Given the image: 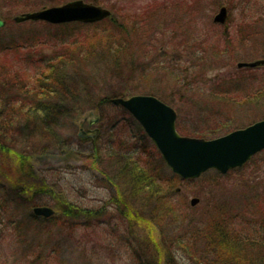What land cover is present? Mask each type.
Instances as JSON below:
<instances>
[{
  "label": "rangeland",
  "instance_id": "obj_1",
  "mask_svg": "<svg viewBox=\"0 0 264 264\" xmlns=\"http://www.w3.org/2000/svg\"><path fill=\"white\" fill-rule=\"evenodd\" d=\"M74 1H84L112 12V18L102 22V26L80 29L76 31L78 36L86 37L103 32L115 35L120 30L113 26L120 24L131 31L130 33L126 29L125 35L130 44L129 52L136 58V66L134 64L132 72L125 70L124 88L127 93L136 86L148 88L150 91V95L134 93L132 96L147 94L154 96L153 93H156L165 96V100L170 97L173 109L178 115V127L186 128V131L203 132L201 124L204 121H219V115L223 118L230 117L233 114L232 108L235 118H242V121L255 119L252 125L264 120V101L255 104L258 105V109H255L254 104L243 108L238 104L230 105L231 101L235 103L236 98V102L243 103V95L249 93L253 96L257 94L256 98L264 99V66L255 69L238 67L241 63L254 64L264 60V0H1L0 15L7 25L0 29L2 30L0 42L14 41L25 45L34 37L33 43L38 45L41 42L42 45L38 46L40 48L43 46L40 54L49 57L57 51L55 47L60 43L58 39L60 35L72 30L64 31L59 28L60 26L41 22L19 24L15 22V18L64 6ZM221 7L230 10V18L225 26L214 23V18ZM249 33L252 34L250 44L242 43L243 38ZM149 43L151 45L149 47H157L156 54H148L149 57L143 60L140 55H146ZM197 53L205 58V63L201 64L203 73L199 72L201 74L199 80L204 88L202 95L191 90L181 91L178 85L175 87L176 90H172L170 88L173 85L172 77L190 83L198 80L197 75L192 72L190 76L184 69L198 62L194 59ZM24 54L25 52L22 55ZM13 55L15 54H7L10 57L1 55V64L9 66V70H20L26 76L25 79H32L41 72V69L31 66L25 57L17 61V57L14 59ZM155 57L157 58L154 59ZM152 62L153 69L147 72L149 77L142 78L144 74L142 67L139 66L141 63ZM167 69L172 76L166 73ZM224 85L230 88L229 91ZM225 89L231 93L229 107L226 108L225 103H216V100L210 101L213 92ZM103 116L106 118L105 123L90 126V123L100 119L101 114L95 110L88 112L79 121V132L83 129L88 139L101 127L103 136L99 141V147L113 152L118 148L117 144L120 141H114L112 144V140L120 135L121 129L124 134V140L121 142L128 156L134 162H138L143 170L149 172L152 169L151 176L155 177L156 174L161 175L163 172L168 176L163 163L159 165L161 160L152 149V143L145 140L135 129L130 115L124 116L121 110L108 108L105 109ZM208 116V120H200ZM121 118L123 121H120L119 129H108L113 123L112 119ZM85 149H87L85 154L80 152L85 151L83 148H78L79 151H74L72 156L63 155L48 164H43L41 159H37L31 165L37 177L54 187V193L36 196V202L41 200L52 202L56 195L62 192L61 196L63 195L76 209L91 212L93 213L91 217L98 219L91 220L89 225L96 222L99 226L83 227L81 218L80 221L74 222L73 228L63 220L59 221L57 218L62 219V216L57 212L56 216L51 218L53 220L49 219L51 221L35 218L34 206L29 202L33 195L24 193H20L21 197L10 195L8 194L11 192L10 188L1 186L3 189H0V200L5 203L0 205V264L127 263L124 255L113 254L109 249L113 232L119 234L122 226L118 220L119 209L115 206L116 191L103 183L100 170L95 169L94 163L87 159L91 149L89 146ZM9 153L10 156L1 163L15 169V157L13 152ZM113 162L110 158L104 162L103 167L116 181V178L119 180V175ZM0 179L3 177L0 176ZM20 180L27 182L29 177L21 172ZM20 189L24 192L22 188ZM37 191L42 190L38 188ZM194 198L199 199L200 203L192 207L190 203ZM170 199L173 207L179 213L185 214L180 217L192 218L198 223L211 215L217 218L231 217L234 219L230 220L234 226L235 223L237 226L245 225L254 219L264 220V154L243 169L230 172L220 179L212 171L202 179L180 182L176 184ZM137 204L148 208L151 205L146 204L144 200ZM181 263L187 264L183 259Z\"/></svg>",
  "mask_w": 264,
  "mask_h": 264
},
{
  "label": "trees",
  "instance_id": "obj_2",
  "mask_svg": "<svg viewBox=\"0 0 264 264\" xmlns=\"http://www.w3.org/2000/svg\"><path fill=\"white\" fill-rule=\"evenodd\" d=\"M102 24L60 26L62 30H72V32L60 35L58 38L60 43L55 47L57 51L49 57L40 54L43 46L41 48L38 46L42 45L41 42L38 45L33 43L34 37L25 45L14 41H9V44L0 42V56L10 57L7 54L13 53L17 61L25 57L31 66L41 69L36 77L25 79L26 76L20 70H9V66L0 62V176L3 177L0 179V189H3L1 186L10 188L11 192L8 194L14 196L21 197L20 193L33 195L29 202L34 207H52L62 216V219L59 217L57 219L63 220L73 228L74 222L80 221L81 218L83 219L81 226L97 227L99 225L96 222L94 225H89L91 220L98 221L97 218L91 217L93 213L76 209L63 195L61 196L62 192L58 193L59 195L57 194L52 202L43 200L36 202V196L54 193V187L37 177L31 166L37 159H41L43 164H48L63 155L72 156L78 148H83L85 151L80 152L85 154L87 151L85 148L89 146L91 150L87 159L94 163L95 169L100 170L103 183L116 191L113 192L115 206L119 209L118 220L122 226L119 234L113 232V239L109 242V249L113 254L124 255L129 264H182V259L187 264H264V220L254 219L253 222L245 225L237 226L235 223L234 226L233 221H230L234 220L231 217L205 216V220L201 223L193 221L192 218L183 219L180 216L185 214L179 213L170 199L176 184L183 181L171 173L153 145L152 149L161 160L159 165L163 163L168 176L163 172L153 177L150 172L152 169L147 172L138 162H134L121 142L124 140L121 129L120 135L112 140V144L114 141H120L117 144L118 148L113 152L99 147V141L103 136L101 127H99L101 134L95 140L80 138L79 121L88 112L98 111L101 114L99 125H102L106 119L103 116L105 109H119L124 116H129L124 109L115 107L112 100L132 97L131 94L134 93L150 95L148 88L142 86L130 88L129 93L124 88L125 70L132 72L134 64L136 66V58L129 52L130 44L125 35L127 28L124 25L113 26L120 30L115 35L108 32L86 37L77 35L76 31L80 29H89ZM128 31L131 33L130 30ZM130 33H128L129 37H131ZM141 42L138 43L139 46ZM45 44L47 43H43ZM131 46L133 49L132 42ZM149 46L150 43L146 55H140L143 60L149 57L148 54H156L157 47ZM24 52L25 54L22 55ZM194 59L198 62L184 69L190 76L192 72L197 75L198 80L190 83L172 77L173 85L170 87L172 90H176L175 87L178 85L181 91L191 90L202 95L204 88L199 80L201 75L199 72L203 73L201 64L205 63V58L197 53ZM153 62L141 63L139 67H142L144 74L142 78L149 77L147 72L153 69ZM166 73L173 75L168 69ZM229 89L228 87L227 90ZM227 90L213 92L210 101L216 100V103H225L226 108L229 107L228 104L232 99L229 96L231 93L229 94ZM153 95L173 107L170 97H166L165 100L163 95L156 93ZM256 97L257 94L255 96L251 93L244 94L243 103L236 102V98L235 103L231 101L230 105L238 104L243 108L264 101ZM257 107L258 105L255 109H258ZM232 109L233 114L230 117L223 118L219 115V121H204L201 124L203 132L186 131V128L178 127L179 124L177 129L187 137L212 140L252 125L255 121V119L242 121V118H235ZM130 118L135 129L145 140H148L140 126L132 117ZM202 119L208 120L209 116L200 118ZM121 120L123 121L122 118L112 119L113 123L108 129H119ZM187 123H185L186 127ZM10 151L15 157V169L1 163L10 156ZM110 158L114 161L113 165L118 171L119 180L116 178L115 181L103 167L104 162ZM162 169L164 170L163 167ZM21 172L29 177L27 182L20 180ZM214 173L218 179L221 178L220 174ZM20 188L24 192H21ZM38 188L42 191L38 192ZM143 200L146 204H151L150 208L137 204ZM2 203L5 202L0 200V205Z\"/></svg>",
  "mask_w": 264,
  "mask_h": 264
},
{
  "label": "water",
  "instance_id": "obj_3",
  "mask_svg": "<svg viewBox=\"0 0 264 264\" xmlns=\"http://www.w3.org/2000/svg\"><path fill=\"white\" fill-rule=\"evenodd\" d=\"M112 13L84 1L70 2L39 12L16 17V23L35 22L50 25L70 23L95 24L110 19ZM228 9L221 8L214 23L225 25ZM7 23L0 16V29ZM259 64H240L239 68H256ZM112 104L127 110L141 125L146 135L161 154L165 164L183 181H195L210 171L227 175L241 169L255 156L264 152V120L234 131L226 136L205 140L181 136L177 131L178 115L175 110L150 96H135L130 99H114ZM200 203L192 199L191 206ZM35 217L50 219L55 211L49 207H37Z\"/></svg>",
  "mask_w": 264,
  "mask_h": 264
},
{
  "label": "flooded vegetation",
  "instance_id": "obj_4",
  "mask_svg": "<svg viewBox=\"0 0 264 264\" xmlns=\"http://www.w3.org/2000/svg\"><path fill=\"white\" fill-rule=\"evenodd\" d=\"M228 10H229V9H228ZM229 16H230V10H229V14H228V19H227V21H228L229 18H230ZM226 24H227V23H226ZM224 26H225V25H224ZM250 41H252V34H251V33H249L247 37H244V38H243L242 43H245V42H246V43L250 44ZM94 124H95V123H91L90 126H95ZM96 131H98V130H96ZM96 131H95V132H96ZM95 134H96V133H95ZM91 139L94 140L95 137H92Z\"/></svg>",
  "mask_w": 264,
  "mask_h": 264
},
{
  "label": "bare ground",
  "instance_id": "obj_5",
  "mask_svg": "<svg viewBox=\"0 0 264 264\" xmlns=\"http://www.w3.org/2000/svg\"><path fill=\"white\" fill-rule=\"evenodd\" d=\"M1 1V0H0ZM1 16V15H0ZM150 97H153V96H150ZM235 131H237V130H235ZM234 132V131H233Z\"/></svg>",
  "mask_w": 264,
  "mask_h": 264
}]
</instances>
